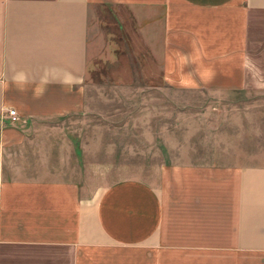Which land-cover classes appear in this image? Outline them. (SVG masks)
<instances>
[{"label": "crops", "instance_id": "crops-1", "mask_svg": "<svg viewBox=\"0 0 264 264\" xmlns=\"http://www.w3.org/2000/svg\"><path fill=\"white\" fill-rule=\"evenodd\" d=\"M103 19L133 87L143 72L150 88L264 89V0H0V264H264V165L16 175L13 152L56 153L52 124L86 108Z\"/></svg>", "mask_w": 264, "mask_h": 264}, {"label": "rangeland", "instance_id": "rangeland-1", "mask_svg": "<svg viewBox=\"0 0 264 264\" xmlns=\"http://www.w3.org/2000/svg\"><path fill=\"white\" fill-rule=\"evenodd\" d=\"M108 24L100 22L86 108L52 124L56 153L13 152L16 175L91 186L127 179L156 184L164 166L185 161L264 165V89L150 88L143 72L135 73L140 86L133 87V74L118 65L119 34Z\"/></svg>", "mask_w": 264, "mask_h": 264}, {"label": "built area", "instance_id": "built-area-1", "mask_svg": "<svg viewBox=\"0 0 264 264\" xmlns=\"http://www.w3.org/2000/svg\"><path fill=\"white\" fill-rule=\"evenodd\" d=\"M9 115L11 116V118L13 119V121H17L18 120V113L15 109H12L9 111Z\"/></svg>", "mask_w": 264, "mask_h": 264}]
</instances>
